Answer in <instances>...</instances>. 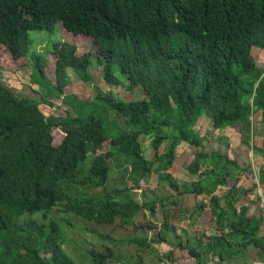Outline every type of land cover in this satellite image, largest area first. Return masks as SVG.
<instances>
[{
    "label": "trees",
    "instance_id": "obj_1",
    "mask_svg": "<svg viewBox=\"0 0 264 264\" xmlns=\"http://www.w3.org/2000/svg\"><path fill=\"white\" fill-rule=\"evenodd\" d=\"M33 30L71 37L43 58L29 53ZM254 49L264 51V0H0V68L15 73L32 63V82L54 90L44 102L61 100L64 111L45 115L0 82V264H81L64 249L70 242L52 212L130 230L119 238L92 229L101 247L85 250L87 264H174L175 249L187 251L185 264H264V210L256 205L264 164L258 183L245 187L254 173L237 151L206 150L196 130L203 118L215 130L234 128L249 146L245 122L255 111L264 117V64ZM94 64L107 83H120L119 71L146 98L99 92L85 106L71 101L68 71L90 83ZM110 112L128 128L108 131ZM183 145L191 147L182 164L190 180L169 171ZM253 150L264 160V139ZM120 158L128 178L113 186ZM255 193V211L239 204ZM189 196L202 199L188 206Z\"/></svg>",
    "mask_w": 264,
    "mask_h": 264
},
{
    "label": "rangeland",
    "instance_id": "obj_2",
    "mask_svg": "<svg viewBox=\"0 0 264 264\" xmlns=\"http://www.w3.org/2000/svg\"><path fill=\"white\" fill-rule=\"evenodd\" d=\"M30 35L32 42L29 46V53L33 54L35 52L37 54H40L43 58L46 55L47 51L52 47V44L54 42L59 41L64 37L65 38L71 37L69 33L64 34L60 30H54L51 32L48 30H33ZM31 65L15 73L7 72L2 68H0V82L4 84L7 88L12 90L17 96L26 97L28 99L38 101L40 109L45 115H54V116L64 115V111L61 108L63 106L61 100L56 99L57 101L55 102L54 108L49 106L47 102H44L45 101L44 98L45 99L47 98L45 97L46 91L54 92V90L51 88V86L48 84L46 80H41V84H40L41 86H38L32 82L31 71L33 74L34 66L32 63ZM102 72H103L102 66L94 64L90 69V73L92 75V80H91L92 82L85 84L77 78V76L72 70H69L68 73L72 79L70 92L73 93V95L75 96V98H71V101L77 102L79 106H85L88 103V101L94 100L99 92L105 96L109 93H112L116 97H121L124 96L125 94L128 95L130 94L132 95V97L136 99L146 98V95L143 93L140 87L136 89L128 90L127 87L128 85L124 81L125 79L123 75L119 73V71H116L114 73V76L118 80H120V83L118 84L107 83L102 76ZM257 112L258 111H255L252 114V116ZM252 116L249 119H251ZM104 117L106 118L104 120L105 125L108 131H110L111 133L112 131L116 132L128 128L126 121L120 116H118L115 112H110L107 115H104ZM113 122H115L116 125ZM198 126L199 127L196 128L198 129L199 133L202 136H205L204 145L206 150L208 151L221 150L222 152L226 151L231 158L233 157L234 149L230 147V144L233 143L234 136L236 135L234 133H231V127L228 130L221 129L219 133L217 131L214 133V129L211 126L206 125L205 123H203V126L202 125H198ZM257 127H260V125L258 124ZM256 130L257 129H255L254 133H256ZM221 140H226L229 143L228 148L221 142ZM251 144L255 145L257 143L253 141L251 142ZM190 149L191 147L184 145L178 148V155L174 161V166H172L169 169V171L175 177L177 176L180 177L184 174L182 164L185 158L188 157ZM143 150H144V155L148 158L150 155V148L148 145V141L143 143ZM238 151L239 149L237 150L238 156L236 159L238 164L241 165L242 167H248L251 171H253L256 175V181L258 183V178H257L258 171L263 161L260 160L261 158H259L257 154H255L250 148H247L246 146H244L243 152H238ZM127 165L128 163L124 158H120L119 161H116L114 163L110 171L111 184L113 186H122L123 183L127 180L128 178V171L126 169L128 168ZM244 176H247V174ZM155 178H156L155 174L151 175V178L149 175L147 181L145 182V185L141 184L142 190L135 191L134 194L137 195L136 196L137 198H140L141 191H145L146 189L148 190L149 186L151 187L155 183ZM261 186H262L261 184H258V187L256 188L257 195L259 193L258 196H260L259 197L260 202L257 203L256 205L258 207L263 208L264 210V196H263L264 189H261L258 192ZM250 198L251 197H249V199ZM249 199L247 198V200ZM245 200L246 199H244V201ZM192 202L193 200L191 199L187 203L192 204ZM255 207L256 206H254V208ZM51 217L62 218L61 225L64 229L65 235L68 237V241L70 242L69 246H65L64 249L70 255H72L77 262L81 264H87L84 258V256L86 257L85 250H89L92 247L95 248L101 247V241L98 239L96 234L92 232V229L101 232L111 233L119 238L128 237L129 235L132 234L130 230L120 227L119 225H117V223L100 225L86 221L82 218H77L75 216H70L67 214H61L57 212H52ZM35 218L40 219L41 217L39 215H36ZM158 219H160V214L158 215ZM67 220L71 223V227H66L65 221Z\"/></svg>",
    "mask_w": 264,
    "mask_h": 264
},
{
    "label": "crops",
    "instance_id": "obj_3",
    "mask_svg": "<svg viewBox=\"0 0 264 264\" xmlns=\"http://www.w3.org/2000/svg\"><path fill=\"white\" fill-rule=\"evenodd\" d=\"M253 56L255 57V59L259 63L264 64V51L258 50V49H254L253 50ZM203 123H205L206 125H208L207 121L204 120L203 118H200L197 121V124L198 125H202L203 126ZM258 124L260 125V127H257ZM198 125H196V127H199ZM245 126H246V129L248 130V132L251 134L249 146L242 144V137H241V135L238 132H236L233 128H231V133H234L236 136H234V141H233L234 144L233 143L230 144V147L232 149H234L235 151H237L239 149L238 152H243L244 146H246L247 148H250L254 152L253 148H261L262 147V143H263V139H264V117H263V114L260 111H258L256 114H254L252 116L251 119H249V120H247L245 122ZM222 129H224V130L227 129L228 130V129H230V127H226V128H222ZM255 129H257L256 130V133H254L255 132ZM206 130H208V129H206ZM216 131L219 133V131H221V129H216V130L214 129V133ZM253 141H255L257 144H255V145L251 144V142H253ZM258 142H260V143H258ZM255 154H257V156L259 158H261V156L258 153H255ZM238 159H239V157H238ZM260 160L263 161L262 164L260 165V167H261L264 164V160L262 158ZM183 171H184V174L182 176H180V177L177 176L178 179H180V180H190V179H193V177L190 176L184 170V168H183ZM251 178H252V180H251ZM254 182H257L256 181V175H255V173H254V176L253 177H251V175L248 174V178L244 180L243 185L245 187H248V186H250ZM261 189H264V186L263 185L260 187V189L258 190V192ZM252 195H254V196H252ZM252 195L251 196H248V197H242L239 200V204H249V205H251V209H253V211H255L256 210L254 208L255 205L253 206L252 205L253 204L252 202L256 198V193L255 194H252ZM258 195H259V193H258ZM263 196H264V193H263ZM249 197H251V198L249 199ZM244 198L246 199L245 201H244ZM247 198L249 200H247ZM191 199L193 200L192 204H188L187 202L190 201ZM201 199H202L201 196H199V197L189 196L186 199L185 204L188 205V206H193L194 204H196L197 202H199ZM199 219H200V217H198V220ZM210 219H211L210 214L207 213V212H204L203 215H202V217H201V220H200L201 226L208 227V224L210 222ZM161 249H162V251H166V250H168V246L163 245ZM174 256H175V260H176L174 262V264H185L184 263V259L185 258H188V253H187L186 250L175 249L174 250ZM144 264H153V263L146 262Z\"/></svg>",
    "mask_w": 264,
    "mask_h": 264
}]
</instances>
